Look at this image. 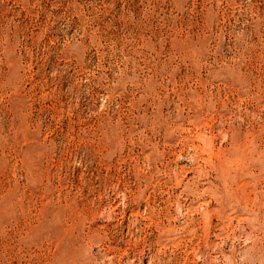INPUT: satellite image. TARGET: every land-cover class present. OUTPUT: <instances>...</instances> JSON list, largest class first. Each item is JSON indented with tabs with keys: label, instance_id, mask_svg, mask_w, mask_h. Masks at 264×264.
<instances>
[{
	"label": "rangeland",
	"instance_id": "obj_1",
	"mask_svg": "<svg viewBox=\"0 0 264 264\" xmlns=\"http://www.w3.org/2000/svg\"><path fill=\"white\" fill-rule=\"evenodd\" d=\"M0 264H264V0H0Z\"/></svg>",
	"mask_w": 264,
	"mask_h": 264
}]
</instances>
